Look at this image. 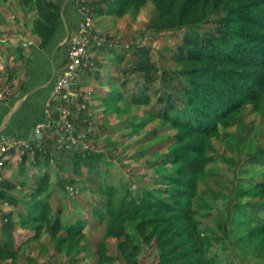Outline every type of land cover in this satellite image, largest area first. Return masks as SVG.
I'll use <instances>...</instances> for the list:
<instances>
[{"label":"rangeland","instance_id":"rangeland-1","mask_svg":"<svg viewBox=\"0 0 264 264\" xmlns=\"http://www.w3.org/2000/svg\"><path fill=\"white\" fill-rule=\"evenodd\" d=\"M50 1L56 2L0 0V49L9 50L4 45L7 40L34 39L36 24ZM91 14L95 33L104 36L105 42L91 48L92 63L85 76L78 74L73 94L61 98L69 100L70 133L66 135V127L58 125L61 136L56 137L52 127L53 158L36 154L42 149L36 146L26 153V160L20 153L17 167L8 176L7 170L2 174L1 180L15 184L8 193L19 203L0 202V217L13 214L16 251L15 257L0 258V264H179L189 257L170 261V245H163L166 253L162 255L157 238L146 239L147 232L142 233L132 219L122 222L126 235L108 234L112 190L120 205L146 190L156 189L165 196L160 190L167 188L165 174L173 167L165 160L179 129L161 115H153L152 106L158 95H183L175 51L187 30H156L152 25L161 18V8L155 0L129 6L121 15ZM215 20L202 23L196 31H215ZM137 44L151 50L152 83L146 82L143 72L131 71L141 59ZM148 86L151 102H138V93ZM117 94L121 97L115 100ZM259 148L263 154L257 152ZM207 152L214 158L209 164L212 169L198 182L193 197L198 224L194 231L192 227L183 231L189 255L196 258L193 264H207L209 259H214L212 264H264V249L261 253L256 245L242 241L249 230H256V243L264 241L263 229L258 230L264 225V196L253 189L257 182H264V110L244 104L231 126L219 125V135L208 141ZM226 157L236 165H229ZM75 162L80 163L79 169L73 167ZM204 196L211 197L214 207H199L205 203ZM39 199L50 203L47 218L36 217ZM245 204H249L248 211ZM236 209L242 213L234 215ZM224 212L236 217L237 226L228 239L213 240L216 220ZM78 222L71 235L67 227ZM1 227L0 220V244L7 240ZM195 243L198 248L194 250Z\"/></svg>","mask_w":264,"mask_h":264},{"label":"trees","instance_id":"trees-1","mask_svg":"<svg viewBox=\"0 0 264 264\" xmlns=\"http://www.w3.org/2000/svg\"><path fill=\"white\" fill-rule=\"evenodd\" d=\"M148 1L150 0H87L86 4L97 16H102L121 15L129 6H139ZM155 1L161 8V18L152 25L156 30H187L175 51V60L181 67L178 74L181 76L179 83L183 95L175 98L166 93L158 95L152 106L153 115H161L179 129L165 160L173 167L165 174L167 188L160 190L165 196L159 195V190L156 189L146 190L140 195L131 196L120 205L114 199L116 190L110 192L109 213L112 221L108 234L118 237L126 235L123 223L132 219L142 233L147 232L146 239L157 238L158 246L162 245V255L166 253L163 245H170L173 254L169 258L170 261L177 263L173 259L188 254L189 257L186 256L179 264H193L196 258L189 255L190 248L185 246L183 231L191 230V227L198 224L192 210L193 197L198 182L212 169L209 164L214 158L207 152L208 141L219 135V125L231 126L232 118L238 115L244 104H252L257 110H264V0ZM61 15L59 0L48 2L42 19L36 24V32L41 37V47H47L57 33ZM214 17L218 25L215 31H196L199 25ZM82 20L84 24L87 22L85 14ZM136 46L139 48L141 59L131 71L143 72L146 82L152 83L155 65L151 62V50L146 45ZM90 60L92 61L91 58ZM91 63L87 67H90ZM123 85L126 86L127 83ZM142 88L138 93V102L150 103V87ZM119 97L121 96L117 94L113 98L116 100ZM59 115V112L55 113L54 121L59 120ZM53 132L56 137L61 136V132L55 128ZM40 141L42 149L36 150L35 147L36 154L50 160L54 157L52 141ZM257 152L263 154L260 148ZM37 159L39 163L41 159ZM225 160L231 166L236 165V161L231 157H226ZM73 167L79 169L80 163L75 162ZM12 188H15V184L0 179V202L6 201L16 205L19 203L18 199L8 193V189ZM253 189L264 196V182H257ZM37 190H41L40 186ZM204 197L205 203L199 207H214L211 197ZM36 206L39 209L37 218L49 216L51 206L48 201L39 199ZM243 207L248 211L249 204ZM241 213L240 209L233 212L234 215ZM221 216L216 220V228L211 236L217 241H222L225 237L228 239L230 232L237 226L236 217H233L231 212H224ZM0 220L1 234L7 237V240L0 244V258L15 257L13 214L4 213ZM61 225L63 223L58 224ZM77 227L79 222L68 226L67 229L72 235L76 233ZM262 229L264 231V225L258 228ZM179 236L182 238L177 241ZM256 238V230H249L242 241L247 245H256L263 253L264 241L260 239L256 243ZM197 245L195 243L193 246L194 250L198 248ZM213 262L214 259H209L207 264Z\"/></svg>","mask_w":264,"mask_h":264},{"label":"crops","instance_id":"crops-1","mask_svg":"<svg viewBox=\"0 0 264 264\" xmlns=\"http://www.w3.org/2000/svg\"><path fill=\"white\" fill-rule=\"evenodd\" d=\"M59 4L62 13L59 29L47 47L40 46L41 38L36 34L30 42L7 40L4 45L9 50L0 49V145L4 138L39 141V137L36 140L33 137L42 124L41 140H50L52 127L61 132L57 126L62 118L54 121L55 113H71L67 109L69 100L53 98L52 92L65 66L71 38L83 25V14L77 8V0H59ZM85 71L86 68L82 69L79 77L85 76ZM22 152L30 150L23 151L18 146L9 151L7 176L17 167ZM26 159L24 155L23 160Z\"/></svg>","mask_w":264,"mask_h":264},{"label":"built area","instance_id":"built-area-1","mask_svg":"<svg viewBox=\"0 0 264 264\" xmlns=\"http://www.w3.org/2000/svg\"><path fill=\"white\" fill-rule=\"evenodd\" d=\"M87 0H77V7L79 10L85 14L86 23L77 30L76 34L71 38L67 60L65 66L57 78L54 87L52 96L53 98H66L68 99L70 95L73 94L75 90L76 78L80 71L86 68L90 60V50L94 45L103 44L105 42L104 36L100 33H95V30L91 23V9L86 4ZM97 34V35H96ZM60 127H66L68 135L71 131L72 124L69 119V113L66 111L63 115V118L59 122ZM44 125H39L36 129V135L39 136V141L37 144L33 145L32 142H22L16 140H9L4 138L3 143L0 145V179H2V174L5 172L9 159V151L15 148H23L24 150L35 151L36 146H40V140L42 137ZM24 153V152H23Z\"/></svg>","mask_w":264,"mask_h":264},{"label":"water","instance_id":"water-1","mask_svg":"<svg viewBox=\"0 0 264 264\" xmlns=\"http://www.w3.org/2000/svg\"><path fill=\"white\" fill-rule=\"evenodd\" d=\"M38 137H39V136H34V137H33V140H36Z\"/></svg>","mask_w":264,"mask_h":264}]
</instances>
